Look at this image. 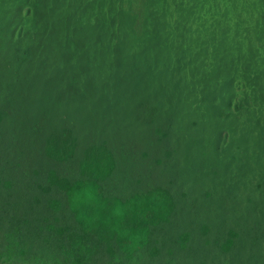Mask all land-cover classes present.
<instances>
[{
  "label": "trees",
  "instance_id": "1",
  "mask_svg": "<svg viewBox=\"0 0 264 264\" xmlns=\"http://www.w3.org/2000/svg\"><path fill=\"white\" fill-rule=\"evenodd\" d=\"M132 7L0 0V264H133L105 241L112 196L157 190L175 218L203 175L222 204L264 167V3L219 9L216 33H197L185 2L136 32ZM164 226L149 239L174 249Z\"/></svg>",
  "mask_w": 264,
  "mask_h": 264
},
{
  "label": "rangeland",
  "instance_id": "2",
  "mask_svg": "<svg viewBox=\"0 0 264 264\" xmlns=\"http://www.w3.org/2000/svg\"><path fill=\"white\" fill-rule=\"evenodd\" d=\"M139 1L133 0V6H141ZM203 159L199 158L198 161ZM250 167L256 172L248 177L233 179L236 186L228 192H222L223 197L229 195L222 204L216 202L214 194L207 187L211 184L207 175L199 179L196 189H181L180 193L185 195L176 206L183 209L184 213L175 218L170 214L171 197L165 196V204H162V196L157 190L152 189L148 197L134 195L129 200L124 199L123 195L117 198L112 196L108 201L109 222L105 241L113 245L117 240L120 246L117 253L126 260H132L133 264H136V259L140 260L139 264H264V178L258 174L264 167L259 170L252 163ZM148 169L149 173L156 175L154 168ZM211 170L210 176H214V168ZM0 181H4L3 175ZM2 182L1 187L7 188V183ZM124 182L122 177L120 183ZM200 209L201 214L198 215ZM23 218L16 215L14 220L24 223ZM133 221L136 223L133 224ZM158 221L165 222L167 233L176 235L174 249L160 247L157 231L153 232V240L150 241L151 227ZM221 228L223 234L220 239ZM17 230L18 227H15L13 232ZM183 244L189 247L185 248ZM223 252L228 254L220 255Z\"/></svg>",
  "mask_w": 264,
  "mask_h": 264
},
{
  "label": "clouds",
  "instance_id": "3",
  "mask_svg": "<svg viewBox=\"0 0 264 264\" xmlns=\"http://www.w3.org/2000/svg\"><path fill=\"white\" fill-rule=\"evenodd\" d=\"M169 0H162L159 2L160 6L167 5ZM186 3V8L184 10L183 16L186 17L188 20L193 19L194 20V29L197 33H204L209 32L205 29L206 26H210L211 30L214 32H217L216 27L219 26V16L222 14H225L224 12H221L218 14V10L224 11L225 8L230 5L232 2L238 4L239 6L250 10L254 5L258 3H264V0H174L172 5L165 11H159L158 14H153L148 21H153L154 19H161L165 22V24H169L168 20L171 14L175 12L174 3ZM138 3H141V6L132 7L134 12L138 13V22L136 23L134 30L136 32H139V30L142 28V25L144 22L142 20L143 13L146 9V7L150 4H155L154 0H140ZM231 15V14H228ZM236 20L239 19H247V15H239V16H233ZM137 26L139 28L137 29ZM210 30V31H211Z\"/></svg>",
  "mask_w": 264,
  "mask_h": 264
},
{
  "label": "bare ground",
  "instance_id": "4",
  "mask_svg": "<svg viewBox=\"0 0 264 264\" xmlns=\"http://www.w3.org/2000/svg\"><path fill=\"white\" fill-rule=\"evenodd\" d=\"M179 18V17H178ZM187 25V24H186ZM187 27V26H186Z\"/></svg>",
  "mask_w": 264,
  "mask_h": 264
}]
</instances>
